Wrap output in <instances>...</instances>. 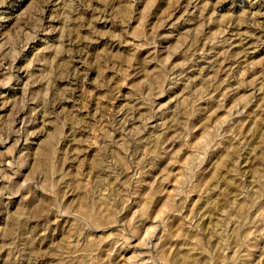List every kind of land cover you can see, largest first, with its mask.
I'll return each instance as SVG.
<instances>
[{
	"label": "rangeland",
	"instance_id": "1",
	"mask_svg": "<svg viewBox=\"0 0 264 264\" xmlns=\"http://www.w3.org/2000/svg\"><path fill=\"white\" fill-rule=\"evenodd\" d=\"M0 264H264V0H0Z\"/></svg>",
	"mask_w": 264,
	"mask_h": 264
}]
</instances>
